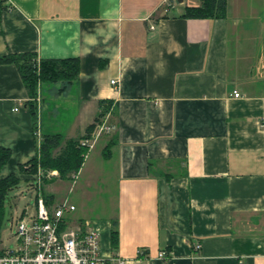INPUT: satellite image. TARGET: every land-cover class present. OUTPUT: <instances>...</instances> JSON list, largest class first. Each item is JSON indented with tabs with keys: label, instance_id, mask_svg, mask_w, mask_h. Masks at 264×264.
<instances>
[{
	"label": "crops",
	"instance_id": "crops-1",
	"mask_svg": "<svg viewBox=\"0 0 264 264\" xmlns=\"http://www.w3.org/2000/svg\"><path fill=\"white\" fill-rule=\"evenodd\" d=\"M199 4L0 0V57L80 62L65 90L42 82L32 110L17 66L0 61V149L10 151L0 177L32 182L18 168L42 134L81 140L99 101H111L110 130L76 178L44 181L72 180L66 195L42 190L50 208L75 205L69 224L99 231L102 264H264V0H227L224 17L184 15ZM94 196L109 212L91 218Z\"/></svg>",
	"mask_w": 264,
	"mask_h": 264
},
{
	"label": "trees",
	"instance_id": "trees-1",
	"mask_svg": "<svg viewBox=\"0 0 264 264\" xmlns=\"http://www.w3.org/2000/svg\"><path fill=\"white\" fill-rule=\"evenodd\" d=\"M227 0H200L197 6H186L184 15L194 17H224L226 15ZM3 63H14L21 75V79L30 97L28 105L35 109V98L39 85L42 82L60 83V90H65L79 74L80 62L77 57L67 58H38L33 52L21 54L9 53L0 57ZM101 110L86 127L82 138L90 137L95 126L101 122V118L109 110L111 101H99ZM79 138L64 140L60 133L42 134L37 156L20 165L19 173L34 174L38 170L48 171L55 169L61 178H69L72 173L78 172L84 161L88 147L79 143ZM59 150L57 153H55ZM10 154L8 149H0V164L6 162ZM20 178L11 173L0 177V229L5 214V200L12 188L19 185ZM44 181V180H43ZM32 183V182H31ZM46 200V197H45ZM117 239V223L113 221L111 230V244L115 246Z\"/></svg>",
	"mask_w": 264,
	"mask_h": 264
},
{
	"label": "built area",
	"instance_id": "built-area-1",
	"mask_svg": "<svg viewBox=\"0 0 264 264\" xmlns=\"http://www.w3.org/2000/svg\"><path fill=\"white\" fill-rule=\"evenodd\" d=\"M234 95L238 96L239 92L234 90ZM105 130H110V126L102 117L90 137L82 138L79 143L91 147L94 139ZM57 174V170L51 169L38 170L33 175L32 184L37 188L36 213L29 220L22 217L16 221L17 243L14 248L0 250V264H102L105 261L99 231L87 221L69 224L67 213L75 209L74 204L68 199L53 208L46 204L42 194L43 179ZM76 176L77 172L71 174L72 179ZM194 246L198 249L200 244ZM160 255H164L163 252ZM115 264H123V260L116 257Z\"/></svg>",
	"mask_w": 264,
	"mask_h": 264
},
{
	"label": "rangeland",
	"instance_id": "rangeland-1",
	"mask_svg": "<svg viewBox=\"0 0 264 264\" xmlns=\"http://www.w3.org/2000/svg\"><path fill=\"white\" fill-rule=\"evenodd\" d=\"M256 9L261 10L262 9L261 4H256ZM97 147L99 148V146ZM45 179H48V177L47 178L45 177L43 180L45 181ZM44 181L42 183L43 186L42 190L44 192H47L48 189L53 184L55 185L54 191L57 192L56 195H63V196L66 195L65 193L66 189L69 188L73 182L72 180H67L63 182L53 180L50 182V184L49 182L45 184ZM57 186L58 188L56 189ZM36 194H37V188L31 182H28L27 180L24 179H21L19 185L12 188L11 191L8 193L5 200V214L3 216L1 229H0L1 247H9V248L15 247L17 243V238L15 235L16 221L22 217L26 218V220H29L30 217L35 215ZM101 195L104 197L105 194H101ZM106 200H107L106 198H98L97 196H94L93 198H90L88 200V206L91 207L94 211L92 212V214H90L91 218L96 217V215L106 214L109 212V207L107 205Z\"/></svg>",
	"mask_w": 264,
	"mask_h": 264
}]
</instances>
